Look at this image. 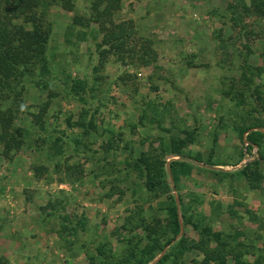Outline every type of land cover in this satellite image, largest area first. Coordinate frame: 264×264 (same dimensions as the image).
I'll list each match as a JSON object with an SVG mask.
<instances>
[{
	"label": "rangeland",
	"instance_id": "rangeland-1",
	"mask_svg": "<svg viewBox=\"0 0 264 264\" xmlns=\"http://www.w3.org/2000/svg\"><path fill=\"white\" fill-rule=\"evenodd\" d=\"M73 1L74 10L58 2L45 10L50 74L21 82L13 124L24 142L8 153L0 143V264H133L148 242L145 224L156 225L161 242L171 234L168 195L180 213L219 230L246 264H264V137L248 148L238 135L264 125V5L121 0L112 20L129 25L131 49L102 55L98 24L72 23L75 12L89 16L90 0ZM71 78L84 88L69 89ZM46 99L37 124L32 113ZM9 103L0 98L1 107ZM172 139L200 160L171 152ZM147 151L165 161L169 182L154 191L133 165ZM172 158L191 167L176 183ZM253 160L263 174L257 187L240 171ZM180 223L176 239L147 264L177 252L182 234L183 253L163 264H197L202 248L215 247Z\"/></svg>",
	"mask_w": 264,
	"mask_h": 264
},
{
	"label": "trees",
	"instance_id": "trees-1",
	"mask_svg": "<svg viewBox=\"0 0 264 264\" xmlns=\"http://www.w3.org/2000/svg\"><path fill=\"white\" fill-rule=\"evenodd\" d=\"M52 2H58L67 10H74L75 7L73 0H4L6 11L0 16V98L10 100L9 105L0 106V143L3 144L4 153L19 148L24 142L22 129L13 124L21 101L23 78L36 72L39 77L50 74L46 49L51 28L44 19V13ZM251 3L260 10L263 9V0H252ZM120 5L121 0H90L88 17L76 12L72 17L73 24L88 25L91 21L98 24L103 33L101 40L97 43L99 53L102 55L115 48L120 51L119 53L125 49H131H127L125 46V37L129 25L123 21L114 22L112 20L113 12ZM244 6L248 8V5L244 4ZM70 81L69 89L73 92H78L84 88V83L81 80L71 78ZM37 83H39L38 80ZM42 85H46V83L42 81ZM48 104L49 99H46L40 105L39 110L32 113L35 123H41L42 113L46 111ZM189 134L191 132H188ZM238 135L243 142L247 141L246 146L248 148H252L254 145L260 146L264 137V125L252 124L247 127H240ZM188 138H191V135ZM185 143L186 141L181 139H172L171 152L190 160L199 161L198 156L180 152V148ZM164 163L165 161L160 158L158 153L153 154L150 151L141 152L139 156L135 157L133 165L136 171L141 174L145 189L154 191L169 184L166 179ZM256 164L257 162L253 160L240 168V171L246 174L251 187H257L258 182L263 178V174L257 169ZM169 169L172 181L176 183L179 179V173L189 174L191 167L183 160L172 158L169 161ZM179 199L181 201V198ZM165 208L168 213L167 225L171 234L161 242L158 235L154 234L157 231L156 225L145 224L144 228L148 231L145 234L148 242L140 249L141 257L133 264H147L155 257L157 250L161 251L165 245L174 241L181 230L180 217H182L183 223H191L194 228L198 229L203 237H209V239L216 241L215 247L202 248L203 257L197 264H228L229 257L233 260V264L247 263L241 250L227 247L229 244L224 240L219 230H212L207 224L201 225L197 221H193L191 216L183 210L180 213L178 201L174 196L168 195V204ZM175 244L178 245L177 252L173 250L163 252L154 264H163L169 257L174 258L183 253L186 247L183 234ZM130 249L132 250V248ZM255 262H259V259L256 258Z\"/></svg>",
	"mask_w": 264,
	"mask_h": 264
},
{
	"label": "built area",
	"instance_id": "built-area-1",
	"mask_svg": "<svg viewBox=\"0 0 264 264\" xmlns=\"http://www.w3.org/2000/svg\"><path fill=\"white\" fill-rule=\"evenodd\" d=\"M244 144L247 145V141H244Z\"/></svg>",
	"mask_w": 264,
	"mask_h": 264
}]
</instances>
